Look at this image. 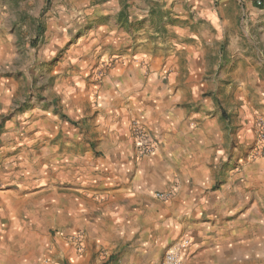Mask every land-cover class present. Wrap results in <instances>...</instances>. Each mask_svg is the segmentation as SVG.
<instances>
[{
  "label": "rangeland",
  "instance_id": "1",
  "mask_svg": "<svg viewBox=\"0 0 264 264\" xmlns=\"http://www.w3.org/2000/svg\"><path fill=\"white\" fill-rule=\"evenodd\" d=\"M220 47L221 77L212 79L213 71L206 70L207 89L200 95L215 105L205 112L209 118L221 111L227 123L226 134L212 144L215 184L231 170L264 160V89L243 92L240 85L250 80L245 65L225 68L224 62L232 53L264 58V0H0V168L12 167L18 177L28 174L27 208L45 221L40 222L44 244L38 238L41 227L25 222L5 250L28 251L30 261L21 264H57L64 251L82 250L83 233L60 231L57 213L64 206L58 204L71 194L64 189L71 186L70 171L84 170L86 153L93 151L95 159L107 154L102 138L93 145L89 140L98 116L107 114L101 86L120 57L219 54ZM130 138L132 166L155 154L157 140L138 119L131 121ZM143 138L149 154L139 150ZM169 196L153 195L162 203ZM97 200L85 203L102 210Z\"/></svg>",
  "mask_w": 264,
  "mask_h": 264
},
{
  "label": "crops",
  "instance_id": "2",
  "mask_svg": "<svg viewBox=\"0 0 264 264\" xmlns=\"http://www.w3.org/2000/svg\"><path fill=\"white\" fill-rule=\"evenodd\" d=\"M218 52L134 53L115 62L101 86L107 114L98 116L91 129L95 141L89 140L93 145L102 138L107 154L95 159L93 151L86 153L84 170L70 171L71 186L64 189L71 194L61 195L58 204L64 206L57 213L60 231L83 233L86 240L82 250L73 246L59 254L57 264L64 259L68 264H162L170 247L179 250L182 264H264V160L240 170L229 168L223 183L215 184L212 144L226 134L227 123L221 111L209 118L205 112L215 105L200 95L207 89L206 70L213 71L212 79L221 77V47ZM234 54L225 57V68L245 65L250 80L240 85L242 91L264 89V58ZM135 119L158 146L153 156L137 158L132 166L127 160L135 154L130 138ZM17 173L9 166L0 168V264L30 261L28 251L5 250L6 241L25 222L41 227L38 238L45 243L40 225L45 221L27 208L30 178ZM160 190L170 194L165 203L153 197ZM85 200H102V210Z\"/></svg>",
  "mask_w": 264,
  "mask_h": 264
},
{
  "label": "built area",
  "instance_id": "3",
  "mask_svg": "<svg viewBox=\"0 0 264 264\" xmlns=\"http://www.w3.org/2000/svg\"><path fill=\"white\" fill-rule=\"evenodd\" d=\"M260 2H258L259 4ZM140 134L141 131L140 129H136ZM139 146V150L141 152V154H149L150 153V149H149V145H146V143L144 142V138L142 140H140V142L138 143ZM158 198H161L162 195L160 194H156L155 195ZM162 264H182L181 259H180V253L179 250L177 249H173L170 251H167L166 254L164 255Z\"/></svg>",
  "mask_w": 264,
  "mask_h": 264
}]
</instances>
